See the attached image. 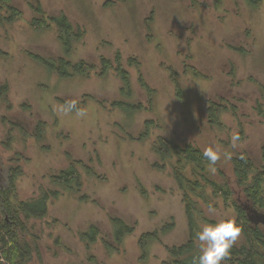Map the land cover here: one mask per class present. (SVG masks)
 Listing matches in <instances>:
<instances>
[{
  "label": "rangeland",
  "instance_id": "1",
  "mask_svg": "<svg viewBox=\"0 0 264 264\" xmlns=\"http://www.w3.org/2000/svg\"><path fill=\"white\" fill-rule=\"evenodd\" d=\"M37 2L49 16L63 12L84 30L71 60L98 64L100 56L112 58L116 50L124 59L136 57L154 90L152 106L133 67L126 66L133 91L129 102L146 109L128 112L110 106L126 100L113 71L103 78L63 79L30 60L27 51L50 59L62 55L54 32L28 25ZM12 5L23 17L0 26V88L7 85L11 104L7 108L0 100V187L18 166L20 200L58 191L45 217L24 221L21 243L31 249L24 264H166L167 247L184 243L189 230L183 192L173 177L176 157L162 158L154 148L161 139L217 151L208 176L221 184L227 180L236 193L230 158L245 152L256 166L263 163L264 0H12ZM176 82L183 96L176 94ZM219 98L236 106L237 119L222 111L221 124L213 126L206 108L208 100ZM71 101L87 115L59 110ZM39 121L46 124L40 141L35 138ZM233 135L239 136L235 145ZM70 160L80 166L79 192L51 178ZM184 173L195 179L189 167ZM201 193L191 195L199 229L235 220L219 196L208 188ZM109 216L133 227L120 244L113 240ZM260 216L264 220V213ZM91 224L99 234L87 247L80 233ZM165 224L171 226L162 232ZM146 232L157 233L159 240H150L143 252L138 239ZM243 241L239 236L234 244Z\"/></svg>",
  "mask_w": 264,
  "mask_h": 264
},
{
  "label": "trees",
  "instance_id": "2",
  "mask_svg": "<svg viewBox=\"0 0 264 264\" xmlns=\"http://www.w3.org/2000/svg\"><path fill=\"white\" fill-rule=\"evenodd\" d=\"M32 9L36 16L28 21V25L37 32H54L55 39L62 49V55L56 59H50L27 51L26 55L30 60L63 79L92 76L103 78L113 71L122 84L119 88L120 94L127 101L114 100L110 106L128 112L146 109L140 103L135 105L129 102L133 97V91L131 74L127 67H133L140 87L146 91L147 102L152 106L154 90L146 82L141 71V64L136 57L124 59L121 52L116 50L112 58L100 56L98 64L88 63L82 59L73 61L70 55L74 44L82 39L84 30L80 27L75 28L63 12L56 16H49L39 2L33 5ZM22 17L23 12L12 5V0H0V26L12 24ZM175 91L178 96H183L182 89L177 82ZM90 98V95H83L82 99L89 100ZM0 100L7 108L11 107L7 85L0 88ZM208 102L207 120L211 125L221 124L220 113L222 111L230 112L233 117L236 116V106L227 100L219 98L218 102L211 100ZM98 103L102 105V102L98 101ZM150 123L151 121H145V133H148ZM238 124L241 126L239 131L242 132L240 120ZM45 125L41 121L37 124L35 138L39 141L44 138ZM157 146L154 148L162 158L176 157L172 164L173 177L183 192L182 199L185 202L189 230L188 238L184 243L167 247L170 260L166 264H193V257L199 256V248L195 242V233L199 227L193 217L196 204L192 202L191 195L202 196L201 192L204 188H208L211 195L219 196L223 202L230 205L235 214V221L241 229L240 237L244 240L232 246L230 256L223 264H264V222L260 216L264 213V154L262 155L263 163L259 166H256L245 152L230 158L234 182L238 188L236 193L227 180L221 184L208 176L207 167L209 168L211 163L204 157V152L192 143L186 142L178 145L172 140L165 142L161 139ZM79 167L76 161L70 160L67 169L52 176V181L59 182L62 187L73 190V192H79L82 184ZM187 167L190 173L195 175V179L192 180L191 177L185 175ZM19 173V167H14L13 172L9 174L6 186L0 187V261H4L5 264H24L28 260L31 249L28 244L21 243L20 238L24 221L45 217L48 211V201L58 196V191L43 190L34 200H20L16 193V179ZM240 199L244 201V204L240 202ZM109 221L113 227L112 236L116 244H120L123 237L133 231V227L119 217L109 216ZM170 226L165 224L161 229L162 232H166ZM98 234L97 227L91 224L87 231L80 233V237L87 241L86 246L89 247L91 242L98 239ZM150 240H159V235L155 232H146L139 237L138 243L143 252ZM102 243L107 246L105 240H102ZM89 259L95 261L93 255Z\"/></svg>",
  "mask_w": 264,
  "mask_h": 264
},
{
  "label": "clouds",
  "instance_id": "3",
  "mask_svg": "<svg viewBox=\"0 0 264 264\" xmlns=\"http://www.w3.org/2000/svg\"><path fill=\"white\" fill-rule=\"evenodd\" d=\"M59 110L65 115L75 111V115L81 118L87 115L85 109L77 108L75 101L66 103ZM238 140V135L230 138L233 145ZM203 155L212 165H215L219 159L218 152L212 149H206ZM209 211H214L211 205ZM240 233V227L232 219L206 224L195 233V242H197L200 254L198 257H193V264H223L230 256V250Z\"/></svg>",
  "mask_w": 264,
  "mask_h": 264
},
{
  "label": "water",
  "instance_id": "4",
  "mask_svg": "<svg viewBox=\"0 0 264 264\" xmlns=\"http://www.w3.org/2000/svg\"><path fill=\"white\" fill-rule=\"evenodd\" d=\"M262 221H264V220L262 219Z\"/></svg>",
  "mask_w": 264,
  "mask_h": 264
}]
</instances>
